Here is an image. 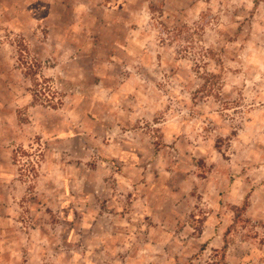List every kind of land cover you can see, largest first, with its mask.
Segmentation results:
<instances>
[{
  "label": "rangeland",
  "instance_id": "1",
  "mask_svg": "<svg viewBox=\"0 0 264 264\" xmlns=\"http://www.w3.org/2000/svg\"><path fill=\"white\" fill-rule=\"evenodd\" d=\"M37 1L0 0V264H264V0Z\"/></svg>",
  "mask_w": 264,
  "mask_h": 264
},
{
  "label": "crops",
  "instance_id": "2",
  "mask_svg": "<svg viewBox=\"0 0 264 264\" xmlns=\"http://www.w3.org/2000/svg\"><path fill=\"white\" fill-rule=\"evenodd\" d=\"M54 0H43V1H37L31 5H29V11L32 14V17L38 22L43 19H46L48 16L50 17L54 13ZM43 15H45L46 18H43ZM65 50L66 52H69V55L72 53L80 52L81 48L79 49L78 46L75 45V43H71ZM53 51V48H52ZM85 54V53H83ZM80 55V53L78 54ZM82 55V54H81ZM79 56L76 57H63L60 60L73 63V64H78L80 58ZM118 127V125H116Z\"/></svg>",
  "mask_w": 264,
  "mask_h": 264
},
{
  "label": "trees",
  "instance_id": "3",
  "mask_svg": "<svg viewBox=\"0 0 264 264\" xmlns=\"http://www.w3.org/2000/svg\"><path fill=\"white\" fill-rule=\"evenodd\" d=\"M245 209H246V202L241 207V210L245 211Z\"/></svg>",
  "mask_w": 264,
  "mask_h": 264
}]
</instances>
